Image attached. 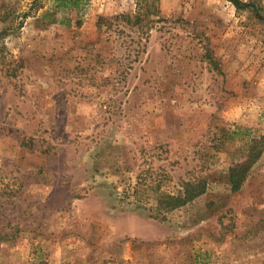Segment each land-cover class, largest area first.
Wrapping results in <instances>:
<instances>
[{"label":"rangeland","instance_id":"obj_1","mask_svg":"<svg viewBox=\"0 0 264 264\" xmlns=\"http://www.w3.org/2000/svg\"><path fill=\"white\" fill-rule=\"evenodd\" d=\"M33 2L0 0V264H264V22L227 0Z\"/></svg>","mask_w":264,"mask_h":264},{"label":"trees","instance_id":"obj_2","mask_svg":"<svg viewBox=\"0 0 264 264\" xmlns=\"http://www.w3.org/2000/svg\"><path fill=\"white\" fill-rule=\"evenodd\" d=\"M54 7L58 9L63 8H78L87 3L88 0H51ZM231 2L239 12L249 11L254 17L264 22L263 7H260L256 0H227ZM39 0H34L33 4H38ZM49 13V12H48ZM259 142L257 140L252 141L250 156L256 160L261 155V150L255 152ZM250 165H239L232 169L231 182L233 184V190L238 191L241 189L243 183L246 180L247 172ZM205 182H200L199 185L194 183H185L184 190L177 196L161 194V199L158 201L159 207L165 211H171L180 208L189 202L195 200L201 194L205 192ZM10 238L9 235L0 233V244L7 241Z\"/></svg>","mask_w":264,"mask_h":264}]
</instances>
